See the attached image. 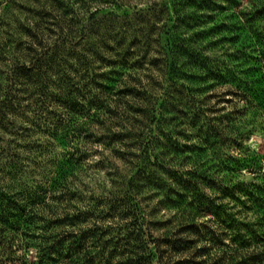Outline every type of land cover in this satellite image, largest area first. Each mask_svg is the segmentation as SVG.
Wrapping results in <instances>:
<instances>
[{"label":"trees","instance_id":"1","mask_svg":"<svg viewBox=\"0 0 264 264\" xmlns=\"http://www.w3.org/2000/svg\"><path fill=\"white\" fill-rule=\"evenodd\" d=\"M256 134L264 0H0V264H264Z\"/></svg>","mask_w":264,"mask_h":264},{"label":"rangeland","instance_id":"2","mask_svg":"<svg viewBox=\"0 0 264 264\" xmlns=\"http://www.w3.org/2000/svg\"><path fill=\"white\" fill-rule=\"evenodd\" d=\"M247 6V3H245ZM249 145L251 146L252 149L256 150L259 152L263 157H264V137L260 135H252L250 140H249ZM95 147V146H94ZM184 236V235H183ZM187 237L192 238V236L189 234H186ZM166 247L162 245L161 249L164 250ZM33 255H35L34 252H31ZM167 256V254H165ZM176 260H184V256L182 254H179L178 256H175ZM174 259V260H175Z\"/></svg>","mask_w":264,"mask_h":264}]
</instances>
